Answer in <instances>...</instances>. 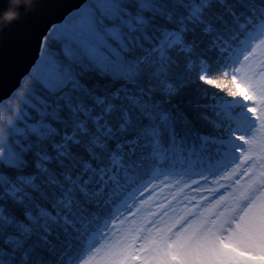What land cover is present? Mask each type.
<instances>
[{
	"label": "snow or ice",
	"instance_id": "1",
	"mask_svg": "<svg viewBox=\"0 0 264 264\" xmlns=\"http://www.w3.org/2000/svg\"><path fill=\"white\" fill-rule=\"evenodd\" d=\"M10 11L0 264H264V0Z\"/></svg>",
	"mask_w": 264,
	"mask_h": 264
},
{
	"label": "clouds",
	"instance_id": "2",
	"mask_svg": "<svg viewBox=\"0 0 264 264\" xmlns=\"http://www.w3.org/2000/svg\"><path fill=\"white\" fill-rule=\"evenodd\" d=\"M10 2L13 5L16 4H23L25 5V10H29L31 8V5H33V3L36 2V0H10ZM16 13L15 12H5V13H0V23H5L8 22L12 19H14L16 17Z\"/></svg>",
	"mask_w": 264,
	"mask_h": 264
},
{
	"label": "water",
	"instance_id": "3",
	"mask_svg": "<svg viewBox=\"0 0 264 264\" xmlns=\"http://www.w3.org/2000/svg\"><path fill=\"white\" fill-rule=\"evenodd\" d=\"M35 3H33V5H34ZM17 5V4H16ZM20 5H22L24 8H25V5H23L22 3L20 4ZM33 5H31V7L33 6ZM3 27V23H0V28H2Z\"/></svg>",
	"mask_w": 264,
	"mask_h": 264
}]
</instances>
